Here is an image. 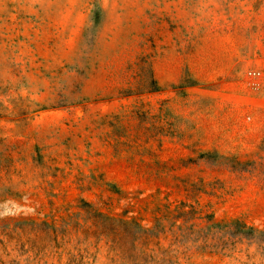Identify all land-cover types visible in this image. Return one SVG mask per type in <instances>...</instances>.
<instances>
[{
    "label": "rangeland",
    "instance_id": "rangeland-1",
    "mask_svg": "<svg viewBox=\"0 0 264 264\" xmlns=\"http://www.w3.org/2000/svg\"><path fill=\"white\" fill-rule=\"evenodd\" d=\"M0 264H264V0H0Z\"/></svg>",
    "mask_w": 264,
    "mask_h": 264
},
{
    "label": "built area",
    "instance_id": "built-area-1",
    "mask_svg": "<svg viewBox=\"0 0 264 264\" xmlns=\"http://www.w3.org/2000/svg\"><path fill=\"white\" fill-rule=\"evenodd\" d=\"M252 76H256V73H250Z\"/></svg>",
    "mask_w": 264,
    "mask_h": 264
}]
</instances>
